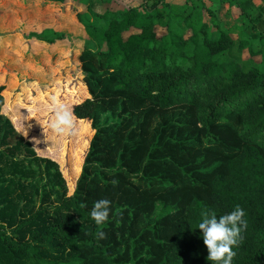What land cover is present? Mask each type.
Segmentation results:
<instances>
[{
    "label": "trees",
    "instance_id": "16d2710c",
    "mask_svg": "<svg viewBox=\"0 0 264 264\" xmlns=\"http://www.w3.org/2000/svg\"><path fill=\"white\" fill-rule=\"evenodd\" d=\"M232 4L243 13L252 1ZM116 6L77 13L87 96L70 106L78 128L70 167L38 155L19 133L0 84V264H209L196 224L236 206L247 226L232 264H264V70L220 61L234 34L195 21L186 7L166 3L163 15L157 5ZM64 36L32 35L51 46ZM52 111L35 115L36 133ZM27 157L55 171L63 192L52 189L55 201L50 193L37 206ZM99 199L111 202L110 214L96 225L89 212Z\"/></svg>",
    "mask_w": 264,
    "mask_h": 264
},
{
    "label": "rangeland",
    "instance_id": "374dc122",
    "mask_svg": "<svg viewBox=\"0 0 264 264\" xmlns=\"http://www.w3.org/2000/svg\"><path fill=\"white\" fill-rule=\"evenodd\" d=\"M163 1L161 4V0H65L64 4L57 5L46 0H0V84L7 85L4 110L6 113L16 110L14 113L20 120H13L14 125L24 138L29 139L38 155L55 159L61 169L70 167L71 156L76 162V135L57 136L48 129L47 123L41 127L39 125L42 131L36 133L35 126L38 124L32 123L37 120L35 115L39 111L53 109V103L48 101L58 88L64 89V93L55 102L63 103L69 109L76 101L87 96L77 66L78 53L85 39V31L78 21L77 13H85L88 7L103 13L108 8L116 9V5L139 6L140 9H154L157 5L154 10L163 15L169 13L166 3L174 8L186 7V14L192 12L195 21L205 22L215 31L221 29L234 34L233 48L221 55L220 61H236L245 70L254 66L264 70V57L255 54L264 51V4L260 5V0L243 5V13L240 6H233V0ZM198 3L204 8L194 9ZM45 31L65 32V36L53 46L32 37ZM240 44L245 47L241 52L238 50ZM34 90L37 93L31 94ZM43 92L44 96L40 95ZM11 103H16L17 107L12 108ZM160 122L158 118L152 129ZM24 158V153L18 156V159ZM26 159V164L31 160L29 169L34 172V177L28 182L39 190V195L34 196L37 206L42 196L50 194L52 189L63 194L51 181L55 176L53 169H47L45 163H34L31 157ZM51 199L55 201L56 195L51 193Z\"/></svg>",
    "mask_w": 264,
    "mask_h": 264
},
{
    "label": "clouds",
    "instance_id": "9594fccd",
    "mask_svg": "<svg viewBox=\"0 0 264 264\" xmlns=\"http://www.w3.org/2000/svg\"><path fill=\"white\" fill-rule=\"evenodd\" d=\"M52 101L53 111L48 121V129L57 136L76 135L78 128L72 111L63 103H56L55 97ZM45 134L47 136L46 132ZM110 203L107 199H99L93 203L89 215L96 225H101L108 219ZM244 216V210L236 206L232 211L220 216L215 213L205 214L196 224L208 252L206 260L209 264H232L236 255L234 248L241 231L247 226ZM95 238L98 241L104 240L105 233L97 231Z\"/></svg>",
    "mask_w": 264,
    "mask_h": 264
},
{
    "label": "crops",
    "instance_id": "0c3cea01",
    "mask_svg": "<svg viewBox=\"0 0 264 264\" xmlns=\"http://www.w3.org/2000/svg\"><path fill=\"white\" fill-rule=\"evenodd\" d=\"M252 1V0H251ZM260 5H263V3L260 1ZM129 6V5H126V7ZM131 6V5H130Z\"/></svg>",
    "mask_w": 264,
    "mask_h": 264
}]
</instances>
